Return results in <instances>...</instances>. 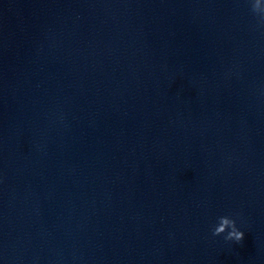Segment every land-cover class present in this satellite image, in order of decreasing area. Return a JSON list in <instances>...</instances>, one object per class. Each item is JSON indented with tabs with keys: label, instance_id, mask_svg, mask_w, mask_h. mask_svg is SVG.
I'll list each match as a JSON object with an SVG mask.
<instances>
[{
	"label": "clouds",
	"instance_id": "1",
	"mask_svg": "<svg viewBox=\"0 0 264 264\" xmlns=\"http://www.w3.org/2000/svg\"><path fill=\"white\" fill-rule=\"evenodd\" d=\"M250 6V12L255 18V29H264V0H247ZM219 224H216L212 230L213 236L225 234V227H229L230 231L224 236L226 241L241 242L244 239V232L241 231L236 221L229 216H221L218 218Z\"/></svg>",
	"mask_w": 264,
	"mask_h": 264
}]
</instances>
